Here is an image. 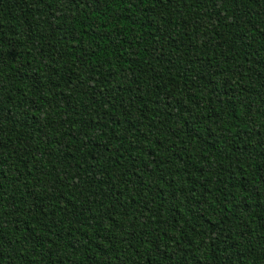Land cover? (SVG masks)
<instances>
[{
	"label": "trees",
	"instance_id": "obj_1",
	"mask_svg": "<svg viewBox=\"0 0 264 264\" xmlns=\"http://www.w3.org/2000/svg\"><path fill=\"white\" fill-rule=\"evenodd\" d=\"M0 264H264V0H0Z\"/></svg>",
	"mask_w": 264,
	"mask_h": 264
}]
</instances>
